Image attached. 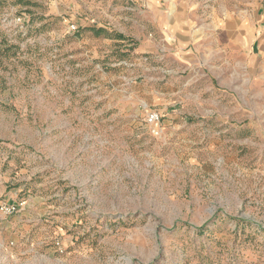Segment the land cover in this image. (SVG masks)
Listing matches in <instances>:
<instances>
[{
    "label": "rangeland",
    "instance_id": "obj_1",
    "mask_svg": "<svg viewBox=\"0 0 264 264\" xmlns=\"http://www.w3.org/2000/svg\"><path fill=\"white\" fill-rule=\"evenodd\" d=\"M162 3L235 52L134 75L148 0H0V264H264V0Z\"/></svg>",
    "mask_w": 264,
    "mask_h": 264
},
{
    "label": "crops",
    "instance_id": "obj_2",
    "mask_svg": "<svg viewBox=\"0 0 264 264\" xmlns=\"http://www.w3.org/2000/svg\"><path fill=\"white\" fill-rule=\"evenodd\" d=\"M110 1L117 2L116 11H123L127 8L119 7V4L124 6L125 1L134 3L140 0ZM148 1L150 8L145 12L138 11L137 17L133 20L132 30L124 28L120 18L117 19L114 15H110L109 18L116 24L113 25L111 22L105 27L110 32L116 30L117 33L123 35L120 42L132 41L140 54L147 55L146 58L138 57L135 60V69H132L134 75L137 73L139 76H195L200 74L198 70L200 66L202 67L203 61L212 63L216 49H220V40L217 38L220 30L228 33V41L224 45L226 53L230 54L231 50L235 52L236 27H222L216 12L210 15L207 13L198 15L196 12L172 15L164 9L162 3L164 0ZM202 38L203 41H201ZM124 47L128 46L124 45ZM228 63L231 64V60H228Z\"/></svg>",
    "mask_w": 264,
    "mask_h": 264
},
{
    "label": "built area",
    "instance_id": "obj_3",
    "mask_svg": "<svg viewBox=\"0 0 264 264\" xmlns=\"http://www.w3.org/2000/svg\"><path fill=\"white\" fill-rule=\"evenodd\" d=\"M72 29H76L75 26H73ZM160 121V116L157 113L151 114L148 118V122L150 124H156ZM1 211L5 215H11L14 214L17 211V207L15 205H8V204H3L1 206Z\"/></svg>",
    "mask_w": 264,
    "mask_h": 264
},
{
    "label": "trees",
    "instance_id": "obj_4",
    "mask_svg": "<svg viewBox=\"0 0 264 264\" xmlns=\"http://www.w3.org/2000/svg\"><path fill=\"white\" fill-rule=\"evenodd\" d=\"M97 33H98V35H100V34H101V33H103V32H102L101 30H98V32H97Z\"/></svg>",
    "mask_w": 264,
    "mask_h": 264
}]
</instances>
